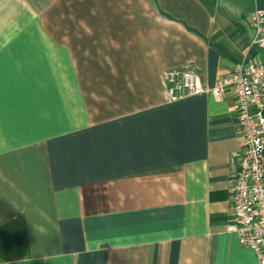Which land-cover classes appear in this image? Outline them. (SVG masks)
Segmentation results:
<instances>
[{
  "label": "crops",
  "instance_id": "crops-1",
  "mask_svg": "<svg viewBox=\"0 0 264 264\" xmlns=\"http://www.w3.org/2000/svg\"><path fill=\"white\" fill-rule=\"evenodd\" d=\"M264 0H0V264H259L231 231L235 92Z\"/></svg>",
  "mask_w": 264,
  "mask_h": 264
},
{
  "label": "built area",
  "instance_id": "built-area-1",
  "mask_svg": "<svg viewBox=\"0 0 264 264\" xmlns=\"http://www.w3.org/2000/svg\"><path fill=\"white\" fill-rule=\"evenodd\" d=\"M255 34L252 47L259 54L236 63L210 89L193 67L168 70L164 78L172 100L206 91L221 99L228 88L235 92L241 150L231 155L234 178L231 183L233 223L240 242L252 248L264 264V9L250 17Z\"/></svg>",
  "mask_w": 264,
  "mask_h": 264
}]
</instances>
